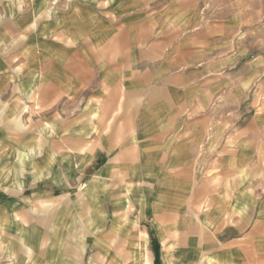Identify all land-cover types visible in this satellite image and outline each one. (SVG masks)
<instances>
[{
    "label": "crops",
    "instance_id": "crops-1",
    "mask_svg": "<svg viewBox=\"0 0 264 264\" xmlns=\"http://www.w3.org/2000/svg\"><path fill=\"white\" fill-rule=\"evenodd\" d=\"M249 50L231 0H0V264H264Z\"/></svg>",
    "mask_w": 264,
    "mask_h": 264
},
{
    "label": "rangeland",
    "instance_id": "rangeland-1",
    "mask_svg": "<svg viewBox=\"0 0 264 264\" xmlns=\"http://www.w3.org/2000/svg\"><path fill=\"white\" fill-rule=\"evenodd\" d=\"M231 4L236 26L242 28L243 39L249 44V58H264V0H231ZM252 87L258 88L256 84Z\"/></svg>",
    "mask_w": 264,
    "mask_h": 264
}]
</instances>
